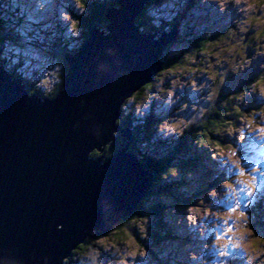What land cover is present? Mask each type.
Returning <instances> with one entry per match:
<instances>
[{
  "label": "rangeland",
  "instance_id": "rangeland-1",
  "mask_svg": "<svg viewBox=\"0 0 264 264\" xmlns=\"http://www.w3.org/2000/svg\"><path fill=\"white\" fill-rule=\"evenodd\" d=\"M101 1L0 0V17L17 18L6 28L22 37L3 38L0 55L33 90L31 96L50 95L61 83L66 62L46 44L54 36L52 32L48 38L49 31L60 30L73 49L83 37L81 20L85 24L93 3ZM146 8L155 28L178 17V37L168 48L172 56L190 51L193 37L207 43L203 51L194 52V60L183 56L181 65L160 70L139 100L130 97L121 111L136 125L147 117L160 121L153 127L152 141L173 145L194 120L240 89L234 105L244 110L243 119L221 136L222 145L200 149L206 170L222 173L228 183L202 190L200 167L172 172L171 181L185 183L180 191L189 196L202 191L185 205L178 197H160L168 207L165 240L149 243L154 216H139L128 222L131 232L122 224L89 239L83 252L69 257L70 264H264V204L258 205L264 197V0H159ZM214 35L219 39L210 40ZM143 202L154 199L145 197Z\"/></svg>",
  "mask_w": 264,
  "mask_h": 264
},
{
  "label": "water",
  "instance_id": "water-1",
  "mask_svg": "<svg viewBox=\"0 0 264 264\" xmlns=\"http://www.w3.org/2000/svg\"><path fill=\"white\" fill-rule=\"evenodd\" d=\"M105 32L89 31L55 98L31 96L0 65V264H64L79 244L131 215L154 177L127 151L132 132L121 108L160 70L178 36L142 32L149 0H116ZM65 54V53H64ZM111 158H90L117 138Z\"/></svg>",
  "mask_w": 264,
  "mask_h": 264
},
{
  "label": "trees",
  "instance_id": "trees-1",
  "mask_svg": "<svg viewBox=\"0 0 264 264\" xmlns=\"http://www.w3.org/2000/svg\"><path fill=\"white\" fill-rule=\"evenodd\" d=\"M1 1L4 2V0ZM156 1L158 2L159 0H149L148 5H155ZM117 6L118 4L116 0H102L99 3H93V6L90 8V17L87 19L86 23L83 24L84 21L83 19L81 20V23L84 27L83 37L81 38V41H79V43L74 46L73 49L69 48L70 44L68 45V43L70 41L62 39L57 35L50 37V35H52V32H49L48 38L50 37L51 40L50 43L47 42V45L51 47L52 53L56 55L57 51L59 52V55L61 57H63L61 53L68 52L73 53V55L78 53L81 49L82 44L88 38L89 31L92 27L96 26L97 28L105 32L106 26L108 24V21L104 17L105 12L108 8H116ZM146 9L147 8L145 7L135 18V24L139 27L142 32L151 33L162 31V28H155L150 23V20H148L149 16H146L145 14ZM1 13H3V11H1L0 14ZM11 15V18L13 20H17V18L13 17V14ZM177 18L178 17H175L174 22H179ZM13 20L0 17V50L2 49V47H4L3 38H9L10 35H14L17 38H20V35L17 36V34L14 33L13 28H6V25L9 24V21L12 24L16 23ZM170 26L171 24L168 25L166 29L168 30ZM218 35H214L209 38L210 40H217L219 39ZM206 41L207 40L204 38L203 40L202 38L197 37L191 38L190 48L192 49L190 51H183L180 54L177 53L176 55L179 54L178 56H172L169 53L168 48L170 47L171 43L168 44L165 50L163 51V55L161 57V60L163 61L162 69L175 66L177 67L178 65H181L180 63L183 61V56H186V58H188L189 60H194V52L203 51L207 43ZM0 65L5 66L6 69L10 71L13 78H17L14 74V71L11 68L9 69L7 67L8 64L6 60L1 58V55ZM66 71L67 64L65 63L61 77V83L55 92L47 96L38 93L36 94L41 98L57 97L62 89L63 76ZM255 77L256 79L252 78L254 83L258 79V75H256ZM22 83L26 85L28 93L31 94L33 90L29 89L23 79ZM149 85L150 83L141 87V89L135 92L131 97L135 96V100H139L142 95V92L144 91L143 88L147 89V86ZM240 91L241 90L238 89L234 90L233 93H229L230 95L228 94V97H224V102L220 103L219 106L211 107L210 110L204 114V117L194 120V122L191 123V126L187 128L185 136L180 137L179 140L173 145L162 143L161 141H152V134L154 133L153 127L158 126L160 124V121H156V119L147 117V119H145L143 122L137 123L136 125L132 122L131 118L127 115V113L125 114L121 111V119H119L116 124H118L122 128H128L132 132L131 143L128 146L127 151L135 156L138 162L145 167L146 171L150 172L153 175L154 179L150 184L149 188L147 189L145 196L135 207L134 212L128 217L120 219L117 223V226L115 227L116 229L119 228V226L122 224H126L127 227L128 222L130 220L135 221L138 219L139 216H154L153 225L149 227L147 231L149 235L147 236L149 237L148 240H150L149 243L159 244L161 241L165 240L166 235H169L166 223L163 220V216L165 215L168 207L164 202L161 201L160 197L162 195H166L168 196V198L173 197V199L175 200L178 197L181 201L183 200V204L185 205V203L191 202L192 198L198 195L202 190H204V188L209 189L213 186L217 187L218 184L222 182V180L224 179L222 173L219 174V176H216V174L212 171L206 170L207 167H204L203 165L204 157L200 152V149H204V146L211 143H214L216 146L222 145L223 143L221 141V136L227 131H232L235 125L237 124L238 119L242 118L244 110L241 109L239 106L236 107V105H234V101L236 99H239V96H241ZM126 101L123 105L126 104ZM124 144L125 142L118 137L115 142H111L107 145V147H105L106 149L103 152V158H105V160H108ZM189 147H191V151ZM196 148H198L199 150ZM90 158H97L96 154H90ZM199 167L201 168V170L199 171L200 177L204 179L202 180L201 185L204 186L202 190L194 192V195L189 196L187 195V193L180 191L179 188L181 186V182H179L178 180L171 181V176L173 174L172 172H180L181 170L185 173L187 171L196 170ZM186 187L190 188V184ZM145 197H150L154 199V202H150L147 204L144 203L143 200L145 199ZM128 231L131 232L133 230H130V228H128ZM262 231L264 232V227ZM90 243V240H86L85 243L79 244L76 249L72 252V254L76 253L77 251L83 252L85 250V246ZM70 262L71 258L64 261V264H70Z\"/></svg>",
  "mask_w": 264,
  "mask_h": 264
},
{
  "label": "bare ground",
  "instance_id": "bare-ground-1",
  "mask_svg": "<svg viewBox=\"0 0 264 264\" xmlns=\"http://www.w3.org/2000/svg\"><path fill=\"white\" fill-rule=\"evenodd\" d=\"M27 1V0H26ZM30 1V0H29ZM32 7V6H31ZM34 7V6H33ZM144 12V11H143ZM37 13V12H36ZM167 12H165V14H166ZM57 14V17H59L58 16V13H56ZM161 16V15H160ZM164 16V15H163ZM57 17H55V18H57ZM164 20V19H163ZM45 21H47V19L45 20ZM169 31V30H168ZM60 38H62V36L60 37ZM58 41V40H57ZM57 43V42H56ZM65 45V44H64ZM54 46V45H53ZM62 47V46H61ZM62 49V48H61ZM67 49V48H66ZM59 53V52H58ZM73 55V54H72ZM6 68V67H5ZM9 68V67H8ZM132 136V135H131ZM250 136H248L247 138H249ZM252 142V141H251ZM260 143V142H259ZM97 151V150H96ZM98 153H99V155H100V152L98 151ZM101 153H103L102 151H101ZM148 170V169H147ZM263 171H264V168H263ZM264 184V180H262V183H261V185H263ZM187 186V185H186ZM146 191H147V189H146ZM255 193V192H254ZM185 227V226H184ZM184 232H186L185 230H183ZM96 237V236H95ZM232 259H236V257H232ZM242 259V258H241ZM192 260V259H191ZM194 261V260H193Z\"/></svg>",
  "mask_w": 264,
  "mask_h": 264
},
{
  "label": "flooded vegetation",
  "instance_id": "flooded-vegetation-1",
  "mask_svg": "<svg viewBox=\"0 0 264 264\" xmlns=\"http://www.w3.org/2000/svg\"><path fill=\"white\" fill-rule=\"evenodd\" d=\"M168 25H170V23H168Z\"/></svg>",
  "mask_w": 264,
  "mask_h": 264
}]
</instances>
